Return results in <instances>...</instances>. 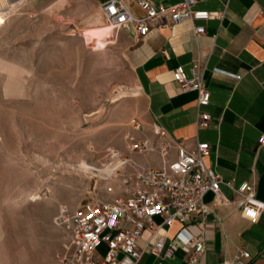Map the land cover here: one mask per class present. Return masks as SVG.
I'll use <instances>...</instances> for the list:
<instances>
[{
    "label": "rangeland",
    "instance_id": "obj_1",
    "mask_svg": "<svg viewBox=\"0 0 264 264\" xmlns=\"http://www.w3.org/2000/svg\"><path fill=\"white\" fill-rule=\"evenodd\" d=\"M118 32L90 0H0V264H59V207L101 197L85 167L140 132Z\"/></svg>",
    "mask_w": 264,
    "mask_h": 264
},
{
    "label": "crops",
    "instance_id": "obj_2",
    "mask_svg": "<svg viewBox=\"0 0 264 264\" xmlns=\"http://www.w3.org/2000/svg\"><path fill=\"white\" fill-rule=\"evenodd\" d=\"M90 1L98 9L109 0ZM118 1L133 16H143L136 0ZM143 1L157 8L181 0ZM192 7L210 14L198 37L192 35L187 21L166 29L151 26L141 38L134 36L132 25L117 33L116 39L122 43L121 60L136 78L138 106L130 116L142 130L130 135L154 141L151 128L155 126L185 151L193 150L198 142L206 143L209 154L205 165L223 182L251 185L255 199L264 203V146L257 143L264 135V0H196ZM192 63H197L209 93L208 105L202 109L210 116L206 129L195 126V93L181 92L172 80L175 67L187 70ZM119 152L126 154L125 147ZM174 156L171 150V159ZM132 157L146 167H160L156 153ZM220 197L232 198L224 185ZM203 202L210 212L203 218L191 216L186 226L187 232L204 244L196 264L232 262L242 251L249 255L245 264H264V209L254 222H248L240 217L236 204L220 205L211 194H206ZM180 227L173 223L153 236L144 230L137 245L141 248L147 241L152 245L158 239L168 243ZM186 256V250L176 246L169 259L144 253L139 264H183Z\"/></svg>",
    "mask_w": 264,
    "mask_h": 264
},
{
    "label": "built area",
    "instance_id": "obj_3",
    "mask_svg": "<svg viewBox=\"0 0 264 264\" xmlns=\"http://www.w3.org/2000/svg\"><path fill=\"white\" fill-rule=\"evenodd\" d=\"M195 2L181 0L153 8L146 1L136 0L142 17L130 14L118 0L107 1L98 10L109 28L119 30L132 25L136 38L144 37L151 26L166 29L183 21L190 23L192 35L198 37L204 33L203 23L210 14L193 9ZM171 75L181 92L195 93V126L206 129L210 116L202 109L208 105L209 93L197 63L190 64L187 70L177 66ZM132 128L137 132L142 130L137 122L132 123ZM151 133L154 141L129 137L125 145L126 154L108 150L98 168L85 167V172L99 184L101 197L94 196L91 203L74 209L59 207L52 219L64 240V252L56 256L59 264H139L144 253L156 259H169L176 246L187 252L183 264H196L204 252V244L200 238L190 235L186 226L191 216L203 218L210 212L203 202L206 194H211L220 205L236 204L240 217L248 222H254L264 209V203L255 199L251 185L223 182L205 165L204 159L209 154L206 143L198 142L188 152L172 144L160 128L153 126ZM257 143L264 146V135L258 138ZM171 150L175 151L173 159ZM152 153L159 158L160 167L157 169L146 167L132 157ZM221 185L231 192V199H221ZM155 218L160 220L159 223H154ZM173 223L181 227L170 242L158 239L152 245L147 241L138 247L142 231L146 230L153 236L162 227L168 228ZM99 249L103 250L101 255L98 254ZM247 260L249 255L242 251L232 262L223 261L221 264H245Z\"/></svg>",
    "mask_w": 264,
    "mask_h": 264
}]
</instances>
